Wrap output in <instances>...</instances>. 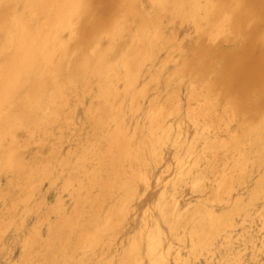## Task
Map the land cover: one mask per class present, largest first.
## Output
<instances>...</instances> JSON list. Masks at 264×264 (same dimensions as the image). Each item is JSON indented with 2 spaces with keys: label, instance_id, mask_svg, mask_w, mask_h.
Listing matches in <instances>:
<instances>
[{
  "label": "rangeland",
  "instance_id": "374dc122",
  "mask_svg": "<svg viewBox=\"0 0 264 264\" xmlns=\"http://www.w3.org/2000/svg\"><path fill=\"white\" fill-rule=\"evenodd\" d=\"M174 1L0 0V71L35 12L43 44L9 90L35 84L1 133L27 165L0 155V264H50L31 244L81 206L69 264H264V0Z\"/></svg>",
  "mask_w": 264,
  "mask_h": 264
},
{
  "label": "bare ground",
  "instance_id": "6f19581e",
  "mask_svg": "<svg viewBox=\"0 0 264 264\" xmlns=\"http://www.w3.org/2000/svg\"><path fill=\"white\" fill-rule=\"evenodd\" d=\"M3 1V0H2ZM9 1H11V0H9ZM13 1V0H12ZM25 1H27L28 3H29V6H30V4L31 5H37V6H39V8H36V11L38 12V10H41V9H44V11H45V9H46V11H47V9H48V11L46 12V13H48V15L46 14V16H50V18L51 17H54V18H56L55 16H58V15H62V14H69L70 12V9H71V7H70V9H69V7H67V6H73L74 4L76 5V2H74V0H73V2H74V4L72 5L71 4V0H25ZM89 1V0H88ZM127 1V0H126ZM161 1V0H160ZM174 1V0H173ZM191 1V0H190ZM194 1H196V0H194ZM14 2H15V0H14ZM44 2L46 3V5L47 6H44ZM85 2V1H84ZM131 2V1H130ZM129 2V4H131ZM175 2V1H174ZM196 2H198V0L196 1ZM232 2V1H231ZM3 3V2H2ZM6 3V2H5ZM12 3V2H11ZM62 3H64L63 5H62ZM87 3V2H86ZM86 3H84V5L83 6H85V4ZM128 3V2H127ZM195 3V2H194ZM9 4V3H8ZM83 4V3H82ZM228 4V3H227ZM4 5V4H3ZM24 5V4H23ZM51 5V6H50ZM56 6L55 8L56 9H54L53 8V6ZM74 5V6H75ZM178 5V4H177ZM235 5V4H234ZM2 6V5H1ZM0 6V7H1ZM6 6V5H5ZM11 6V5H10ZM15 6V5H14ZM33 6H31V8L33 7ZM73 6V8H75ZM122 6V5H121ZM179 6V5H178ZM199 6V5H198ZM8 7V6H7ZM6 7V8H7ZM66 7V8H65ZM79 7V6H78ZM123 7V6H122ZM204 7V6H203ZM223 7V6H222ZM239 7V6H238ZM11 8V7H10ZM27 8H29L28 6H27ZM35 8V7H34ZM65 8V9H64ZM67 8L69 9V11H67L68 13H66L65 12V10H67ZM120 8V7H119ZM126 8V7H125ZM124 8V9H125ZM196 8H197V5H196ZM216 8H217V6H216ZM4 9V8H3ZM9 9V8H8ZM63 9H64V13H63ZM81 9H82V7H81ZM231 9V8H230ZM4 10H6V11H8L7 9H4ZM10 10V9H9ZM30 10V9H29ZM199 10V9H198ZM218 10V9H217ZM232 10V9H231ZM230 10V11H231ZM233 10H234V7H233ZM235 10H236V8H235ZM27 11V10H26ZM43 10H41V12H42ZM71 11H72V9H71ZM123 11V10H122ZM229 11V10H228ZM227 11V12H228ZM240 11V10H239ZM243 11V10H242ZM37 12H35L34 13V16H35V14L37 13ZM83 12V11H82ZM81 12V13H82ZM115 12V11H114ZM127 12V11H126ZM193 12H195V11H193ZM220 12H221V10H220ZM223 12H225V10L223 11ZM28 13V12H27ZM33 12H31V14H32ZM190 13H192V12H190ZM217 13V12H216ZM231 13V12H230ZM236 13H237V10H236ZM236 13H234V14H236ZM2 14H5L4 13V11L2 12ZM1 14V16H4V15H2ZM22 14H23V12H22ZM29 14V13H28ZM221 14V13H220ZM220 14H219V16H220ZM0 16V17H1ZM8 16V15H7ZM11 16V15H10ZM13 16V15H12ZM34 16H30L27 20H28V22L27 23H25V24H23V23H21V26H20V29L22 28V27H30V26H34V24L36 23L35 22V20H34ZM63 16V15H62ZM237 16V15H236ZM25 17V16H24ZM65 16H63L62 18H64ZM204 17V16H203ZM4 18H6L5 16H4ZM4 18L3 19H1L0 20V23L1 22H3V20H4ZM27 18V17H26ZM35 18H36V16H35ZM49 18V17H48ZM49 18V19H50ZM53 18V19H54ZM7 19H10L9 18V16L7 17ZM12 19V18H11ZM24 19V18H23ZM47 19V18H46ZM47 20L46 22L48 23V21H51V20ZM57 19V18H56ZM59 19H61V18H59ZM6 20V19H5ZM13 20V19H12ZM17 20V19H16ZM32 20H34V21H32ZM42 20V22H40ZM39 22L41 23V25H43V24H45V23H43L44 21H43V19H41ZM80 20V19H79ZM113 20V19H112ZM118 20V19H117ZM228 20V19H227ZM240 20V19H239ZM36 21H38V20H36ZM56 21V20H55ZM59 21V20H58ZM82 21V20H81ZM4 22H6V21H4ZM3 22V23H4ZM22 22V21H21ZM38 22V23H39ZM237 22H239L238 20H237ZM7 24L8 23H10V22H6ZM13 23V22H12ZM46 23V24H47ZM50 23H52V21L50 22ZM49 23V24H50ZM96 23V22H95ZM110 23V22H109ZM228 23H229V21H228ZM234 23H236V22H234ZM234 23H233V25H234ZM240 23V22H239ZM5 24V23H4ZM7 24H5V25H7ZM14 24V23H13ZM48 24V25H49ZM56 24V23H55ZM74 24H75V22H74ZM20 25V24H19ZM40 24H38V26H39ZM62 25V24H61ZM73 25V24H72ZM114 25V24H113ZM232 25V26H233ZM236 25V24H235ZM0 26H1V24H0ZM7 26H9V27H11L10 26V24H8ZM38 26H36L35 25V28H37ZM47 26V25H46ZM46 26H44L43 25V28H45L46 29ZM51 26H52V24H51ZM86 26V25H85ZM111 26V25H110ZM40 27V26H39ZM49 28H50V26H48ZM47 27V28H48ZM59 27V26H58ZM57 27V28H58ZM99 27V26H98ZM112 27H114V26H112ZM116 27V26H115ZM26 28H23V30H22V34L21 35H23V37H20V38H22V39H18L17 40V43H16V46H15V52L14 53H12L11 54V56H10V60H9V62L8 63H6L3 67V69H1V71H0V136H1V133L2 132H4V130L2 131V129L3 128H5L7 125H10V128H11V126L13 127V123H12V121L16 118H19L21 115H23V117H24V112H23V110L25 109V105H27L28 104V98L30 97H34V96H32L33 94H32V91L34 90V87H35V84H32L31 85V87L30 86H28V88H27V93H26V95H25V97H24V95H20V96H23L24 98H21V100H20V96L18 95V94H16V92H18L17 90L18 89H16L15 91H13V90H11L10 92H9V90L11 89V88H13V86L15 87V85L16 84H19L18 82H17V79H15L14 78V76L18 73V70H17V68L18 67H20L19 65H20V63H23V64H25L26 66H28V64H29V62H31V60L33 59V57H37L39 54V52L37 53V55H33V52L36 50L35 48L36 47H38L37 46V44H39V45H43V44H40V42H39V39H42V38H40V31L42 30V29H40V28H37V29H39L38 31H37V29L36 30H34V31H31V30H29V29H26ZM96 28V27H95ZM110 28V27H109ZM121 28V27H120ZM120 28H118V29H120ZM234 28H235V26H234ZM1 29V28H0ZM10 29V28H9ZM45 29L43 30V31H45ZM53 29V28H52ZM98 29V28H97ZM104 30H106V29H104ZM112 31H113V29H111ZM1 31H6L5 29H2ZM49 29H48V33H49ZM90 31H92V30H90ZM95 31H96V29H95ZM108 31V30H107ZM254 31V30H253ZM19 32H20V30H19ZM24 32V33H23ZM42 32V31H41ZM98 32V31H97ZM109 32V31H108ZM107 32V33H108ZM5 33V32H4ZM6 33H7V31H6ZM5 33V34H6ZM47 33V31H46V37H48V34ZM99 33V32H98ZM113 33V32H112ZM3 34V33H2ZM10 34V33H9ZM110 34V33H109ZM13 35V34H12ZM100 35V34H99ZM6 36V35H5ZM18 36H19V34H18ZM45 36V35H44ZM111 38V37H110ZM91 39V38H90ZM45 40H46V38H45ZM111 40V39H110ZM44 41V40H43ZM42 41V42H43ZM111 42V41H110ZM247 45V44H246ZM60 48V47H59ZM62 48V47H61ZM64 48V47H63ZM93 48V47H92ZM37 50H38V48H37ZM41 52H42V50H41ZM35 54V53H34ZM41 54V53H40ZM44 55V54H43ZM82 56V55H81ZM80 56V57H81ZM53 58V57H52ZM93 58V57H92ZM5 59L6 60H8L7 59V57H5ZM38 60V59H37ZM79 60V59H78ZM78 60H75L74 62H76V61H78ZM81 60V59H80ZM80 60H79V62H80ZM5 61V60H4ZM33 61V60H32ZM35 61V60H34ZM51 61V60H50ZM82 61V60H81ZM83 61H84V59H83ZM39 62V61H38ZM88 63V62H87ZM22 64V65H23ZM21 65V69H23L24 70V68L26 67L25 65H23L22 66ZM30 65V64H29ZM60 65V64H59ZM69 65V64H68ZM72 65H73V63H72ZM76 65H78V64H76ZM25 66V67H24ZM29 68V67H28ZM31 68V67H30ZM35 68V67H34ZM73 68H75L74 66H73ZM78 68V67H77ZM21 69H19V71L21 70ZM60 69V68H59ZM79 69V68H78ZM96 69V68H95ZM217 69V68H216ZM26 71V70H25ZM69 68L68 67H65V69H64V71L63 72H61V74L60 75H64V74H69ZM71 71H72V67H71ZM71 71H70V73H71ZM75 72V71H74ZM74 72H72V73H74ZM20 73V72H19ZM25 73V72H24ZM23 74V73H22ZM18 75V74H17ZM29 75V74H28ZM17 78L19 77V75L18 76H16ZM20 77H22V75L20 76ZM27 78V77H26ZM29 78V77H28ZM28 78H27V80H28ZM36 78V77H35ZM13 79L16 81H13ZM52 80V79H51ZM25 82V81H24ZM13 83H15L14 85H13ZM21 83V82H20ZM11 84L13 85L12 87H11ZM44 84V83H43ZM42 84V85H43ZM72 84V83H71ZM42 85H39L40 86V88H41V86ZM20 86H21V84H20ZM19 86V87H20ZM39 86H38V88H39ZM10 87V88H9ZM18 87V88H19ZM22 87H24L25 88V86H22ZM21 88V87H20ZM38 88H37V90H38ZM14 89V88H13ZM49 89V88H48ZM25 90H26V88H25ZM43 90H45V89H43ZM56 91V90H55ZM9 92V93H8ZM39 92V91H38ZM43 92V91H42ZM41 92V93H42ZM7 93V96L9 95V97L5 100V97H4V95ZM19 93V92H18ZM20 93H22V92H20ZM33 93H34V91H33ZM40 93V92H39ZM38 93V94H39ZM35 94H36V92H35ZM49 94V93H48ZM16 95H18V96H16ZM41 95H43V94H41ZM41 95H38V96H40L41 97ZM6 96V95H5ZM6 96V97H7ZM37 96V97H38ZM3 97H4V100H3ZM36 97V96H35ZM48 98V97H47ZM58 98V97H57ZM56 98V99H57ZM60 99V98H59ZM58 99V100H59ZM38 100V99H37ZM30 101V100H29ZM8 102V103H7ZM6 103L8 104V105H10V106H7V108L6 109H3L2 110V107H4L5 108V106H6ZM31 103V102H30ZM30 103L28 104V105H30ZM33 105V104H32ZM31 105V106H32ZM39 107V106H38ZM26 108H27V106H26ZM35 109V108H34ZM37 109V108H36ZM27 110H29V108L27 109ZM30 111V110H29ZM26 112V111H25ZM24 113V114H23ZM50 113V112H49ZM32 115V113H30L29 112V115ZM26 115V114H25ZM34 115V114H33ZM52 116H53V114H51ZM26 116H28V115H26ZM22 117V118H23ZM32 117V116H31ZM54 117V116H53ZM21 118V119H22ZM35 118V117H34ZM49 118V117H48ZM15 119V120H16ZM26 119V118H25ZM24 119V120H25ZM54 119V118H53ZM28 120H29V118H28ZM28 120H25V122H24V124H26V122L28 121ZM33 120V119H32ZM35 120V119H34ZM45 120V119H44ZM17 121V120H16ZM15 121V122H16ZM14 122V121H13ZM14 122V123H15ZM29 122V121H28ZM27 122V124H29ZM36 122V121H35ZM12 123V124H11ZM17 123V122H16ZM38 123V122H37ZM47 123V122H46ZM26 124V125H27ZM16 125V124H15ZM43 125V124H42ZM41 125V126H42ZM34 126V125H33ZM39 126V125H38ZM7 129V128H6ZM12 129V128H11ZM11 129H8V130H11ZM24 129V128H23ZM4 134V133H3ZM2 134V135H3ZM3 141H4V138L1 136V138H0V144L1 143H3ZM11 142L13 143V145L11 144V143H9L10 145H9V147L8 148H5V149H1L0 150V155H1V157L2 158H4L5 159V155H6V157L7 156H9V155H11L10 156V158H11V162H14V163H12V164H10V167L11 166H17V167H19V164H22V166L23 165H27V163L25 162V161H22L20 158V156H18V154H16V152H18L17 150H16V148H12L16 143H14V138L11 140ZM108 145H110V144H108ZM110 150V148H106V151H107V154H109V151ZM113 153H114V151H113ZM35 156H37V155H35ZM35 156H34V158H35ZM119 157V156H118ZM35 159H37V158H35ZM35 159H34V161H33V164L35 165ZM118 161H120V159L118 160ZM32 162V161H31ZM29 163V162H28ZM30 164V163H29ZM116 164V163H115ZM115 164H114V161L113 160H108L107 162H105L104 164H102L101 166H98L97 167V169H96V172H95V175L93 174V176L94 177H97V178H100L101 180H100V182H99V188H101L103 185H104V183H105V180H106V177L109 175V174H112L113 176L115 175V173H117V170H116V168H115ZM31 165V164H30ZM33 165V166H34ZM71 165V164H70ZM118 165V164H117ZM67 166V165H66ZM73 165H71V167H72ZM79 167V166H78ZM13 168V167H12ZM76 168V167H75ZM81 168V167H80ZM15 170H17L16 168H14ZM22 169L24 170V169H27V168H23L22 167ZM29 169V168H28ZM81 170H84V169H81ZM12 171V170H11ZM28 171V170H27ZM113 171H115V172H113ZM19 172V171H18ZM17 172V173H18ZM80 172V171H79ZM78 172V173H79ZM82 172V171H81ZM12 173H13V171H12ZM78 173H77V175H78ZM19 174V173H18ZM21 174V173H20ZM22 174H23V172H22ZM29 174V173H28ZM75 174H76V172H75ZM16 175V174H15ZM24 176V175H23ZM22 176V177H23ZM92 176V177H93ZM17 177H19V176H17ZM25 177V176H24ZM74 177V176H73ZM109 177V176H108ZM107 177V178H108ZM73 179V178H72ZM16 180V182H17V180L18 179H15ZM22 180V179H21ZM18 181H20V180H18ZM24 181V180H23ZM16 182H15V184H16ZM18 184V183H17ZM16 184V185H17ZM106 184V183H105ZM105 186V185H104ZM109 186H110V184H109ZM107 188H108V185H107ZM110 189V188H109ZM93 200H95L96 201V198H93ZM94 202V201H93ZM44 205H46V204H44ZM13 206V205H12ZM83 208V206H81L80 208H78V212H77V217H83V218H85L84 219V221L82 220V218H80L81 220H79V222L80 223H76V219L74 220L75 221V223H74V221H73V223L72 224H75L76 225V230L77 231H73V229H72V224L71 225H68V224H66V222L63 220H61V222H59L58 224H57V226L59 227V228H57V229H53V230H56V231H53L52 232V234L48 237V239L47 240H43V241H36L35 239V241H34V243H32L31 244V249H40V253L39 254H37V255H43L44 256V258H45V261L46 262H48V263H50V264H69L70 263V261H71V256L69 257V259H67V260H64V255H67L66 254V252H68L69 253V255H70V252L71 253H73L71 250H72V248H76V245H77V239H78V231H85V233H87V231L90 229V226H89V224H91L90 223V221L91 220H93V218L92 219H90V218H88V215H90L89 213L87 214V212L86 211H84V212H86V213H84L83 212V210L84 209H82ZM11 209V208H10ZM95 209V208H94ZM93 209V210H94ZM13 210V209H12ZM99 210V209H98ZM240 210V209H239ZM11 211V210H10ZM50 211V210H49ZM91 212H93V211H91ZM95 212H97V211H95ZM94 212V213H95ZM76 215V214H75ZM94 215V214H93ZM86 216V217H85ZM46 217V216H45ZM76 217V216H75ZM76 217V218H77ZM90 217H91V215H90ZM93 217V216H92ZM62 218V217H61ZM45 219V218H44ZM64 219V218H63ZM78 219V218H77ZM88 219H90V221L88 222ZM89 224H88V223ZM93 222V221H92ZM54 225H56V223L54 224ZM55 227V226H54ZM92 228V227H91ZM48 231V230H47ZM17 232V231H16ZM49 232V231H48ZM84 233V234H85ZM83 234V235H84ZM32 237V236H31ZM38 240H39V238H38ZM36 242V243H35ZM74 245V246H73ZM74 250V249H73ZM73 261V260H72ZM73 263H74V261H73ZM75 264V263H74Z\"/></svg>",
  "mask_w": 264,
  "mask_h": 264
}]
</instances>
